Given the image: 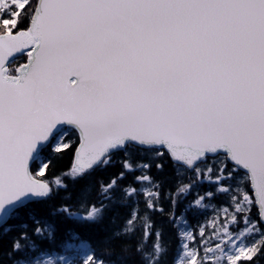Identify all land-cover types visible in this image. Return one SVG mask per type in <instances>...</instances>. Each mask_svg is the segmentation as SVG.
Instances as JSON below:
<instances>
[{
    "label": "snow or ice",
    "instance_id": "obj_1",
    "mask_svg": "<svg viewBox=\"0 0 264 264\" xmlns=\"http://www.w3.org/2000/svg\"><path fill=\"white\" fill-rule=\"evenodd\" d=\"M0 264H264V0H0Z\"/></svg>",
    "mask_w": 264,
    "mask_h": 264
},
{
    "label": "trees",
    "instance_id": "obj_2",
    "mask_svg": "<svg viewBox=\"0 0 264 264\" xmlns=\"http://www.w3.org/2000/svg\"><path fill=\"white\" fill-rule=\"evenodd\" d=\"M210 159H212V157H210ZM71 163V158L70 156H66L62 161H60L56 171H59L61 168H67ZM85 235H87L85 233Z\"/></svg>",
    "mask_w": 264,
    "mask_h": 264
},
{
    "label": "rangeland",
    "instance_id": "obj_3",
    "mask_svg": "<svg viewBox=\"0 0 264 264\" xmlns=\"http://www.w3.org/2000/svg\"><path fill=\"white\" fill-rule=\"evenodd\" d=\"M206 215L211 216V215H212L211 210H209V211L206 213Z\"/></svg>",
    "mask_w": 264,
    "mask_h": 264
}]
</instances>
